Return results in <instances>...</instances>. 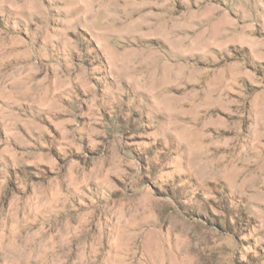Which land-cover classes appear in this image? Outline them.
Masks as SVG:
<instances>
[{"label":"rangeland","instance_id":"rangeland-1","mask_svg":"<svg viewBox=\"0 0 264 264\" xmlns=\"http://www.w3.org/2000/svg\"><path fill=\"white\" fill-rule=\"evenodd\" d=\"M0 264H264V0H0Z\"/></svg>","mask_w":264,"mask_h":264}]
</instances>
